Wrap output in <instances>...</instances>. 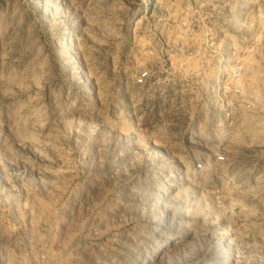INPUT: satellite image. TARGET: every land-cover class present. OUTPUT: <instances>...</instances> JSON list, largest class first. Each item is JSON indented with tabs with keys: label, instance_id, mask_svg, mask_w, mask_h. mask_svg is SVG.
Masks as SVG:
<instances>
[{
	"label": "rangeland",
	"instance_id": "374dc122",
	"mask_svg": "<svg viewBox=\"0 0 264 264\" xmlns=\"http://www.w3.org/2000/svg\"><path fill=\"white\" fill-rule=\"evenodd\" d=\"M248 103L264 0H0V264H264Z\"/></svg>",
	"mask_w": 264,
	"mask_h": 264
},
{
	"label": "built area",
	"instance_id": "2783aa9c",
	"mask_svg": "<svg viewBox=\"0 0 264 264\" xmlns=\"http://www.w3.org/2000/svg\"><path fill=\"white\" fill-rule=\"evenodd\" d=\"M146 73L144 74H141L139 77H138V82H143L144 80V77H146ZM248 107L250 108H255L256 111L259 113V114H264V106H256L253 104V103H248L247 104ZM231 112H228V115H230ZM225 159L224 155L223 154H218V156L213 160L214 161V164L218 165L221 161H223ZM205 166V162L204 161H200L197 163V168L198 169H202L204 168Z\"/></svg>",
	"mask_w": 264,
	"mask_h": 264
}]
</instances>
